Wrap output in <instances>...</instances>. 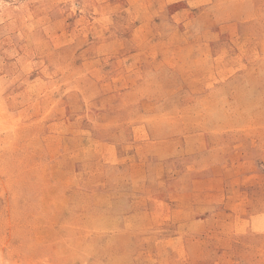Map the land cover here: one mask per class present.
<instances>
[{
	"label": "rangeland",
	"instance_id": "rangeland-1",
	"mask_svg": "<svg viewBox=\"0 0 264 264\" xmlns=\"http://www.w3.org/2000/svg\"><path fill=\"white\" fill-rule=\"evenodd\" d=\"M262 7L0 0V264H264Z\"/></svg>",
	"mask_w": 264,
	"mask_h": 264
},
{
	"label": "crops",
	"instance_id": "crops-1",
	"mask_svg": "<svg viewBox=\"0 0 264 264\" xmlns=\"http://www.w3.org/2000/svg\"><path fill=\"white\" fill-rule=\"evenodd\" d=\"M197 9L207 11L210 19L216 24L250 20L251 13L255 16V11L264 7L262 0H243L236 7L218 5V0H196ZM262 7V9H263Z\"/></svg>",
	"mask_w": 264,
	"mask_h": 264
}]
</instances>
